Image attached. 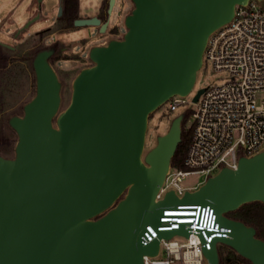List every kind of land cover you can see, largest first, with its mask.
Instances as JSON below:
<instances>
[{
  "label": "water",
  "instance_id": "water-1",
  "mask_svg": "<svg viewBox=\"0 0 264 264\" xmlns=\"http://www.w3.org/2000/svg\"><path fill=\"white\" fill-rule=\"evenodd\" d=\"M114 1L108 0L104 21L78 17L72 27L105 33ZM249 1L130 0L122 38L91 48V66L75 76L61 111V84L49 62L56 50L34 55V95L20 116L7 120L16 136L13 155H0V264H144V257L158 256L160 240L189 237L181 223L158 229L166 210L193 205L209 207L225 235H213L209 249L199 235L206 264H219L218 245L264 264L255 229L227 217L242 205L264 204V149L195 190L160 199L185 115L145 149L149 116L190 93L209 36ZM42 2L28 0L34 14L19 30L39 19ZM147 226L156 238L143 244Z\"/></svg>",
  "mask_w": 264,
  "mask_h": 264
},
{
  "label": "built area",
  "instance_id": "built-area-1",
  "mask_svg": "<svg viewBox=\"0 0 264 264\" xmlns=\"http://www.w3.org/2000/svg\"><path fill=\"white\" fill-rule=\"evenodd\" d=\"M261 3L251 0L246 5L236 6L231 21L209 36L203 63L209 62L214 71L226 72L228 79L221 85L204 88L194 102L184 169H169L157 199L168 191L180 197L186 191L197 189L181 186L187 175H203L205 182L221 168L235 169L239 158L251 157L264 149V5ZM185 97L170 98L165 103L168 112L185 107ZM179 210H188L186 212L191 214L186 220L192 223L184 225L190 232L189 237H179L182 243L174 241L175 237L160 240L158 256L144 257V264L174 261L204 264L199 235L206 249L213 235L225 236L223 230L214 227L215 216L209 207L178 206L173 211ZM175 226L178 228L177 224ZM163 228L166 227L158 225L159 230ZM155 238L154 229L147 226L143 244Z\"/></svg>",
  "mask_w": 264,
  "mask_h": 264
},
{
  "label": "rangeland",
  "instance_id": "rangeland-1",
  "mask_svg": "<svg viewBox=\"0 0 264 264\" xmlns=\"http://www.w3.org/2000/svg\"><path fill=\"white\" fill-rule=\"evenodd\" d=\"M102 1L79 0V17L102 16ZM261 4L264 5V2ZM59 5L60 0H43L39 19L30 24L29 27L23 29L17 37H12V33L18 30L17 27L21 24L25 25L26 20L34 12L32 14L28 13V0H0V21L8 16V23L3 26L4 30L0 33L1 44H6L8 47H17L20 43H23L21 51L10 53L14 62L7 72H5V77L3 79L0 78V110H4L2 116L5 122L11 116H20L23 105L34 95L35 79L31 63L38 51L51 44L58 45L52 57L53 59L49 62L61 84V111L69 103L73 79L82 69L91 66V62L88 59L91 48L105 45L110 39H121L125 33L124 18L132 10L130 0H115L109 16L108 28L103 34H100L98 29L93 27H72V29L67 31L53 32ZM106 10L103 13L104 16L106 15ZM10 21H14L15 25ZM24 25L22 26L24 27ZM47 29H51V35L44 36L41 40L34 37L36 33ZM111 30H114L113 34H110ZM21 57H26V59L21 60ZM227 79L228 74L226 72L214 71L209 62H204L202 68L196 74L192 90L185 97L187 103L185 107H180L175 112L170 113L168 112L167 104H164L149 116L145 149H150L154 145L156 137L167 132L172 119L178 115H189L185 129L189 128L192 122L191 111L195 109L193 97L197 91L210 85H221ZM203 182V175L190 174L184 177L180 184L183 188H198ZM173 240L178 243L183 242L179 237H175ZM171 264L180 263L174 261Z\"/></svg>",
  "mask_w": 264,
  "mask_h": 264
},
{
  "label": "trees",
  "instance_id": "trees-1",
  "mask_svg": "<svg viewBox=\"0 0 264 264\" xmlns=\"http://www.w3.org/2000/svg\"><path fill=\"white\" fill-rule=\"evenodd\" d=\"M78 1L79 0H60L61 16L59 21L61 25H71L72 22L79 17L78 15ZM108 0H103L101 3V11L105 12L107 9ZM114 30L110 31L113 34ZM11 52H6L0 46V78L5 77V72L12 66L14 62L10 55ZM53 57V56H52ZM50 58L51 61L53 58ZM26 57H21L25 60ZM0 110V155L10 157L13 155L14 146L16 143L15 133L9 128L7 122L4 121ZM189 120V115L185 114L181 124V142L179 143L174 156L170 162V168L184 169L183 162L186 151L190 142L192 127L185 129V125ZM227 217L240 221L246 226L253 227L256 231V237L264 242V204L260 202H253L242 205L236 211L228 213ZM219 255V264H250L247 260L238 256L234 251L224 245L217 247Z\"/></svg>",
  "mask_w": 264,
  "mask_h": 264
},
{
  "label": "flooded vegetation",
  "instance_id": "flooded-vegetation-1",
  "mask_svg": "<svg viewBox=\"0 0 264 264\" xmlns=\"http://www.w3.org/2000/svg\"><path fill=\"white\" fill-rule=\"evenodd\" d=\"M59 7H61V5H59ZM61 11H62V9H61ZM60 16H61V13H60V15H58V10H57V15H56V20H55V23H54V27H53V32H59V31H64V30H69V29H72V24L71 25H61V23H60V21H59V18H60ZM100 19L102 20V21H104L106 18L105 17H100ZM1 23H0V33H2L3 32V26L6 24V23H8V16L7 17H5V18H3V20L1 19V21H0ZM50 30L51 29H49L48 30V32H46V33H39V34H37L35 37H37V38H39L40 40L42 39V37H44V36H47V35H51V33H50ZM22 32V30H17V31H15V32H13L12 33V37H17L20 33ZM24 42V41H23ZM1 43V42H0ZM4 45H6V44H4ZM22 45H23V43H20L17 47H8V45H6V46H3V45H0L6 52H12V53H16V52H19V51H21V47H22ZM46 48H54L55 50H57V48H58V45L57 44H51V45H48Z\"/></svg>",
  "mask_w": 264,
  "mask_h": 264
},
{
  "label": "bare ground",
  "instance_id": "bare-ground-1",
  "mask_svg": "<svg viewBox=\"0 0 264 264\" xmlns=\"http://www.w3.org/2000/svg\"><path fill=\"white\" fill-rule=\"evenodd\" d=\"M171 213L165 214L163 216V219L160 222L161 227H168L170 225H175L176 223H181L183 225H189L190 220H186L191 215L190 213H187L188 210H179V212L173 211V210H166Z\"/></svg>",
  "mask_w": 264,
  "mask_h": 264
},
{
  "label": "crops",
  "instance_id": "crops-1",
  "mask_svg": "<svg viewBox=\"0 0 264 264\" xmlns=\"http://www.w3.org/2000/svg\"><path fill=\"white\" fill-rule=\"evenodd\" d=\"M104 13V12H103Z\"/></svg>",
  "mask_w": 264,
  "mask_h": 264
}]
</instances>
